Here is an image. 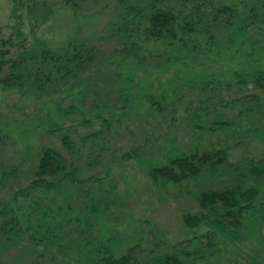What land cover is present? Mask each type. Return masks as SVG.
I'll return each instance as SVG.
<instances>
[{
    "label": "rangeland",
    "instance_id": "1",
    "mask_svg": "<svg viewBox=\"0 0 264 264\" xmlns=\"http://www.w3.org/2000/svg\"><path fill=\"white\" fill-rule=\"evenodd\" d=\"M134 1L144 8L148 0H88L79 11L64 0H0V53L9 52L7 61L32 52L38 43L56 51L79 41L96 55L76 78L49 87L47 93L0 91V170L21 168L0 188V201L10 202L29 185L44 148L59 151L80 169L78 185L66 186L62 195L33 192L30 201L18 197L19 210L10 204L9 215L17 213L23 224L29 218L32 226L19 232L20 245L9 244L0 254V264H85L101 247L117 257L136 248L140 262L182 249L192 254L190 261L210 249L220 253L195 264H264V189L244 214L243 230L234 242L210 241L207 228L191 230L182 222L185 214L200 210L189 193L196 191L193 185L156 184L147 176L150 166L191 152L227 149L229 162L241 168L264 159V139L252 135L264 126V115L242 117L241 106L227 107L242 96L262 95L252 84L236 88L233 73L263 67L264 53L246 63L239 42L227 40L230 29L212 24L206 14L196 39L207 46L204 31L212 28L217 41L213 51L204 48L201 55L180 57L177 63L176 57V64L169 61L153 69L158 55L168 49L138 40L140 58H126L119 55L122 33L113 36L127 17L125 3ZM183 2L160 0L156 7L187 14L193 1ZM245 2L257 9L264 5V0ZM198 99L202 104L196 113ZM164 100L178 103L177 110L157 111L152 102L164 107ZM192 117L201 126L228 120L234 124L204 131L193 127ZM64 136L73 140V156L63 145ZM235 175L226 181L233 183ZM44 210L64 225L51 240L48 219L41 217Z\"/></svg>",
    "mask_w": 264,
    "mask_h": 264
},
{
    "label": "trees",
    "instance_id": "2",
    "mask_svg": "<svg viewBox=\"0 0 264 264\" xmlns=\"http://www.w3.org/2000/svg\"><path fill=\"white\" fill-rule=\"evenodd\" d=\"M87 1L64 0V5L79 11ZM159 1L148 0L144 8L138 7L135 1L130 6L125 3L127 17L122 19L121 25L113 33V36L122 33L124 38V47L119 51V55L126 58H140L138 51L141 48L138 40H141L142 43L155 44L157 49L165 47L168 51L163 54L161 52L158 55L159 62L153 65V69H160L169 61L174 62L176 57H179L175 60L177 63L182 58L188 59L193 58L195 54L201 55L199 53L204 48L213 51L217 41L213 36L212 28L209 29L210 31H204L207 46L203 47L204 41L200 42L196 39L200 27L205 24L206 14H211L209 16L212 24L215 23L219 27L227 26L230 29V37L227 40H230L232 44H235L236 41L239 42L241 50L247 54L246 63L256 53H264V5L258 4L257 9L256 5L250 2L244 3V0H224L229 3L216 0V2H220L216 7L218 2L215 4L214 0H191L193 9L185 14L157 9L156 4ZM189 1L184 0L183 3ZM208 9L211 10L207 11ZM8 54L9 52L0 53V91L15 89L20 92L47 93L49 87L76 78L96 59L93 50L79 41L70 42L56 51L38 43L32 52H20L17 59L11 61L5 59ZM180 57L182 58L180 59ZM233 74L237 79L236 88L239 86L248 87V84H252L257 90H260L262 95L242 96L229 103L227 107L241 106L239 116L242 117L247 115L253 119L264 115V66L258 68L255 66L247 71H235ZM229 87L231 88L232 85ZM209 99L205 100L208 102ZM163 102L167 106L163 107L162 104L153 102L152 104L157 106L156 110L161 113L165 110L173 112L177 110L175 107L178 103L165 100ZM196 102L198 104V107H195L198 108L196 113H199L202 100L198 99ZM194 118L192 117L191 120L193 121ZM196 119H194L193 127L204 131H223L234 124V120H228L214 121L207 123V126H201L199 118ZM252 135L264 139V126L261 129L258 127L254 129ZM62 141L66 150L73 156L76 153V148L72 138L64 136ZM20 170L21 168L17 165L1 169L0 188L4 186V183L15 179ZM79 171L77 164L65 158L59 151L53 148H44L41 151L35 170L31 174L29 185L16 193L15 198L10 201L11 203L0 201V238L2 239L0 254L8 248L9 244L20 245L17 244L19 243V232L22 229L28 230L32 226L29 218H26L23 224L17 213L10 212L11 215H9L7 208L10 204L19 210L18 199L23 198L30 201L33 192L60 196L65 192L66 186L78 185L80 182L77 177ZM147 171L148 178L156 184L161 182L162 185L175 187L193 185L196 191L189 193L198 203L200 210L198 213L185 214L182 222L186 228L191 230L207 228L208 235L206 234L205 237L210 241L224 239L234 242L239 236L238 231L243 230L244 214L253 208L252 203L264 189V159L241 168L239 164L232 165L229 162L227 149L209 150L202 153L191 152L173 158L165 165L150 166ZM232 174H236L234 182L226 181L231 178ZM214 181L224 182V185L213 184ZM52 216L53 214L48 210L42 211L41 217L48 219L46 221H48L50 240L57 234L60 235L59 232L64 227L61 222L55 223ZM33 240L36 241L34 238ZM41 243L42 239H39L38 243L36 242L37 245ZM135 249L130 250L124 256L117 257L106 247H101L96 249L97 256L93 259L87 258L85 264H195L196 260L220 253L210 249V252L201 250L188 261L192 254L182 249L175 253L159 255L147 262H140L139 253Z\"/></svg>",
    "mask_w": 264,
    "mask_h": 264
}]
</instances>
